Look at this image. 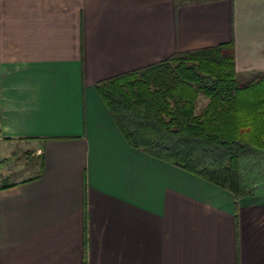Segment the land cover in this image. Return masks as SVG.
I'll return each mask as SVG.
<instances>
[{"label": "crops", "instance_id": "1", "mask_svg": "<svg viewBox=\"0 0 264 264\" xmlns=\"http://www.w3.org/2000/svg\"><path fill=\"white\" fill-rule=\"evenodd\" d=\"M231 40L264 72V0H0V264H264L262 149L236 199L132 148L97 90Z\"/></svg>", "mask_w": 264, "mask_h": 264}, {"label": "trees", "instance_id": "2", "mask_svg": "<svg viewBox=\"0 0 264 264\" xmlns=\"http://www.w3.org/2000/svg\"><path fill=\"white\" fill-rule=\"evenodd\" d=\"M187 1L176 0V6ZM97 90L132 148L236 199L245 195L240 159L255 148L264 150V72L238 75L233 40L177 53ZM201 96L208 103L197 112Z\"/></svg>", "mask_w": 264, "mask_h": 264}, {"label": "rangeland", "instance_id": "3", "mask_svg": "<svg viewBox=\"0 0 264 264\" xmlns=\"http://www.w3.org/2000/svg\"><path fill=\"white\" fill-rule=\"evenodd\" d=\"M203 99H205V98L203 97ZM205 100H207V99H205ZM198 107H199V109H200V107H201V103L198 104ZM199 109L197 110V112H199ZM260 151H261V152H259V153H261V155L264 156V150H260ZM7 152H8V151H7ZM5 154H7V153H5ZM247 155H248V157L246 156L247 160H252V159H254V162H255V163L260 162V160L256 159L257 156H256L255 154L249 153V154H247ZM249 155H250V156H249ZM1 157H2V158L4 157V153H2V154L0 155V159H1ZM26 160H27V158H26V156L24 155V156L22 157V161L26 162ZM258 164H259V163H258ZM258 164H257L256 167H255V175L260 174V179L264 181V160H261L260 165H258ZM11 167H12L13 172H14V171H17V172H14L15 174H14L13 176H10V180H12V181L18 178V171H20V169H22V170H27V171H29V172L32 171V166H31V165H24V166H22V167H20V168L15 167V165H11ZM4 169L7 170L6 167H5ZM5 170H3L2 165H0V179H1V178H6L7 175H6V171H5ZM27 174H28V173H27ZM29 174H30V173H29Z\"/></svg>", "mask_w": 264, "mask_h": 264}]
</instances>
